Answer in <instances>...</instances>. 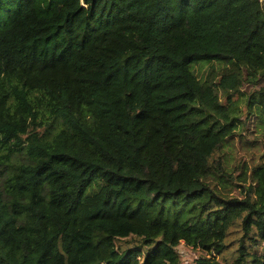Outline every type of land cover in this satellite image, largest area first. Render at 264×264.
I'll list each match as a JSON object with an SVG mask.
<instances>
[{
    "label": "trees",
    "instance_id": "obj_1",
    "mask_svg": "<svg viewBox=\"0 0 264 264\" xmlns=\"http://www.w3.org/2000/svg\"><path fill=\"white\" fill-rule=\"evenodd\" d=\"M181 245L264 264L261 0H0V264Z\"/></svg>",
    "mask_w": 264,
    "mask_h": 264
},
{
    "label": "rangeland",
    "instance_id": "obj_2",
    "mask_svg": "<svg viewBox=\"0 0 264 264\" xmlns=\"http://www.w3.org/2000/svg\"><path fill=\"white\" fill-rule=\"evenodd\" d=\"M197 71L199 72L200 70L197 68ZM254 130H255V127H254V122H253L251 124V129L249 130L250 133H248V136L251 139H253V138L250 135L254 134ZM236 151H237V154H235V156H234L235 162L236 161L238 162L240 157L246 159L247 162H249V160H251L250 154H247V151H243V148L238 147ZM256 154L258 155V152ZM233 240H234V237L231 239V241L233 242ZM114 242L116 245V249L120 252H125L127 250H140L142 263H144L148 254L153 250V248H155V246L157 244V241H154L153 244L151 245V247L148 248L147 242L144 238H139V237H135V236L131 237V238H127V239H115ZM233 247L234 246L232 245L231 249ZM178 252L181 255V263L182 264H196V260L199 257L204 255L203 253H201L199 251L192 250L191 248H188L185 245H181L178 248ZM231 253H233V252L230 251L224 259L220 258V260L222 262H224L225 264L231 262Z\"/></svg>",
    "mask_w": 264,
    "mask_h": 264
},
{
    "label": "built area",
    "instance_id": "obj_3",
    "mask_svg": "<svg viewBox=\"0 0 264 264\" xmlns=\"http://www.w3.org/2000/svg\"><path fill=\"white\" fill-rule=\"evenodd\" d=\"M261 2H262V4H263V3H264V0H263V1L261 0ZM263 6H264V4H263Z\"/></svg>",
    "mask_w": 264,
    "mask_h": 264
}]
</instances>
